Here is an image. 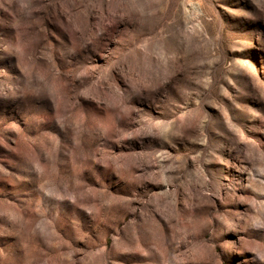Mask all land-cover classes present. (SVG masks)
<instances>
[{
    "label": "rangeland",
    "instance_id": "obj_1",
    "mask_svg": "<svg viewBox=\"0 0 264 264\" xmlns=\"http://www.w3.org/2000/svg\"><path fill=\"white\" fill-rule=\"evenodd\" d=\"M0 264H264V0H0Z\"/></svg>",
    "mask_w": 264,
    "mask_h": 264
}]
</instances>
